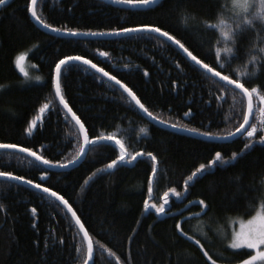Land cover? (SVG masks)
<instances>
[{
	"label": "trees",
	"instance_id": "obj_1",
	"mask_svg": "<svg viewBox=\"0 0 264 264\" xmlns=\"http://www.w3.org/2000/svg\"><path fill=\"white\" fill-rule=\"evenodd\" d=\"M26 5L27 0H7L0 5V85L6 86L0 90V143L31 147L51 160L63 161L75 155L76 141L69 138L75 129L65 123V112L54 98L50 76V69L58 59L75 54L86 55L128 84L161 120L211 132L213 136L237 126V116L226 119L233 110L231 93L222 106L216 99L209 106L206 103L209 93H217L221 85L203 72L187 67L175 46L170 47L155 35L147 39L137 33L109 38L53 35L32 21ZM36 10L47 23L60 28L75 27L80 32L157 23L182 38L190 51L195 49L194 54L206 53L200 56L206 63L215 59V53L207 50L216 33L202 25L185 30L183 23L187 20L191 25L193 18L195 21L212 18L215 0H160L144 9L102 0H38ZM251 35L240 37V56L249 46ZM100 51L108 56H99ZM20 52L28 53L26 60L31 64V72L41 80L34 77L33 81H27L18 71L14 59ZM177 62L180 68L176 67ZM239 63L233 60L234 65ZM77 64L65 69L62 92L85 122L89 136L115 133L129 153L143 149L157 156L159 171L153 184L157 198L150 202L159 205L168 188L184 195L186 177L200 163L206 164L216 151L229 160L232 152L238 153L234 163L216 166L195 178L183 200L170 196L165 215L143 209L152 172V160L147 156L97 174V169L119 154L118 148L114 150L112 144L101 141L89 147L78 165L63 171L51 170L45 186H54L55 191L68 199L98 242L94 245L93 264H116L115 258L102 250L100 244L112 248L121 264H211L198 245L175 229L176 220L200 210L198 205L188 203L198 199L208 205V211L198 218L207 234V240H201L205 249L213 259H218V264H235V259L243 258L241 253L224 246L220 232L224 229L230 235V221L248 218L251 212L245 215V209L250 198L264 191V145L257 142L241 151L247 142L243 136L215 141L149 122L128 102L127 95H122V90L116 87L113 91V83L94 79L92 70L86 66L78 69ZM259 80L264 81V71ZM174 81L179 87L174 88ZM48 101L53 102L51 110L46 115L40 114V104ZM235 107L240 105L237 103ZM188 109L191 115L185 118L183 113ZM37 116L41 117L38 126L31 135L26 134L28 121ZM253 122L258 123L256 119ZM141 128L147 131L141 133ZM258 134H264V130H258ZM32 160L19 152L0 150V165H6L0 171H12L40 183L43 178L39 172L49 169L33 166L29 163ZM53 201L28 186L0 179V204L4 205L0 209V264H79L83 251L77 252V244L82 235L74 231L75 223L65 214L63 206L58 207ZM196 225L197 220L185 219L182 227L190 231Z\"/></svg>",
	"mask_w": 264,
	"mask_h": 264
},
{
	"label": "snow or ice",
	"instance_id": "obj_2",
	"mask_svg": "<svg viewBox=\"0 0 264 264\" xmlns=\"http://www.w3.org/2000/svg\"><path fill=\"white\" fill-rule=\"evenodd\" d=\"M119 3H127L133 6L147 7L154 5L156 0H117ZM7 3V0H0V5ZM37 0H27V12L31 18L38 23L41 27L47 28L52 32H62L67 35L76 37L79 36L80 30L75 27H55L51 23H47L45 19L37 13L36 10ZM185 30L189 27L203 26L205 29H211L216 33L215 41L209 46L208 52L215 53V59L210 63H206L204 59H201V55L206 53L194 54L195 49L189 50V47L182 43V38H177L170 30H166L165 26L158 25L157 23H137L128 27H114L109 28L106 31H92L89 29L85 35L90 36H103L114 35L118 36L122 33H137L144 38L151 39L154 35L161 39L164 43L171 46H177V52L183 57V60L187 67L197 71L203 72L206 77H210L216 84L221 85L217 90V93H209V100L206 102L209 106L212 99L220 101V106L227 101L229 93L232 95L233 110L228 114L226 119H230L232 115L237 116V126H234L231 131L222 134L221 138L226 137H240L243 136L246 139V143L241 151L250 149L255 143L259 142L264 145V134H258V130H264V81L259 80L260 73L264 71V0H215V11L212 14V18L195 21L190 25L187 20L184 22ZM251 33L249 36V46L245 49L244 55L240 56V37ZM26 52H20L15 56V67L23 74L25 78H29V72L23 61L26 58ZM99 56H108L107 52L100 51ZM233 60H239L237 65L233 64ZM73 62H78L76 67L79 69L81 66H87L94 70L92 76L94 79L101 82H114L112 90L115 91L118 86L122 89V95L127 94L129 103L133 107H137L149 120V122H158L165 125H169V121L161 120L160 116H155L152 111L146 107L145 103L141 102L136 93L128 84L118 79L112 72L106 71L105 68L99 64L94 63L92 59H89L86 55H64L62 58L55 62V66L50 69L51 87L54 90V98H58L59 105L63 106L65 110L64 120L69 125L70 129H75L69 133V138L75 139L78 150L71 159L51 160L47 159L44 155L37 151H34L31 147H23L18 143H0V149H18L20 153H26L34 160L29 161L33 166L47 165L49 170L40 171L39 177L43 178L42 182L37 183L36 180L27 179L24 175H16L12 171H0V178L5 180L24 182L29 186H32L39 190L41 196H51L54 198V203L57 206H63L66 209V213H71V220L74 221V231L77 235L82 234L81 241L77 244V252L83 251V258L79 264H93L94 245L98 243L93 239L88 229L85 227V222L82 221L81 215L77 214V211L73 209L72 204L68 199H65L64 195H61L59 191L54 190L53 187H46L45 183L49 178L51 169L71 167L72 164L77 162L87 153L89 147L93 144L106 141L112 144L113 149L118 148L119 154L115 156V159L109 160L106 165L97 169V174L103 173L106 170L114 169L120 165H126L132 163L141 156H147L152 160V172L148 176L147 193L143 202V209L146 212H153L157 215H165L166 210L169 207L168 198L175 196L183 200L186 197L187 188L195 178L206 174L207 170L213 169L216 166H226L229 163H234L238 156L237 152H232V159L222 157L220 151H216L211 159L207 160V163H200L190 175L184 180V195L181 192L176 191L175 188H168L163 196L160 197L162 202L157 205L154 202L157 197L154 196V180L158 173V160L151 151L144 152L143 149L139 151L128 152L123 140L118 139L115 133H108L106 136H89V130L85 126V122L81 120V117L77 115V112L73 111L69 106V101L65 98L62 92V77L65 74V69H71ZM214 65V66H213ZM125 68L128 65H124ZM176 67L180 68V63H176ZM145 70V75H147ZM104 78H107L106 81ZM36 80H41L40 76L35 77ZM253 80L258 81L252 83ZM174 88L179 87L176 82H173ZM5 85H0V90L4 89ZM203 99V97H201ZM134 102V103H133ZM52 101L41 103L38 112L42 115H46L51 110ZM239 104L240 107L236 108L235 105ZM70 114V116H69ZM191 109H188L183 113L185 118L190 117ZM258 115V123H254ZM41 120L40 116L34 117L28 121L27 127L24 128V132L31 135L34 129L38 126ZM74 122V123H73ZM173 128L180 129V124L169 125ZM183 130L196 132L200 135L213 137L211 132H200L196 128L184 127ZM146 128H141L140 132H146ZM219 135V134H217ZM114 142V144L112 143ZM6 165H0L4 167ZM247 198V197H246ZM189 206L198 205L200 210L197 212H188L187 217H181L175 221V229L177 233L198 245L203 255L210 261L211 264H218V259H213V256L209 254V250L205 249V245L201 243V240H207V234L202 231L204 226L203 222L198 218L204 216L208 211V205L205 200L198 199L195 201H189ZM4 205L0 204V209H3ZM33 213L36 212L35 208H32ZM248 218L239 220V227L233 223L230 235L224 229L220 234L223 237V244L228 250L241 253L243 258L235 259V264H264V191L258 192V196L250 198L249 207L245 209V215ZM179 215V213H177ZM188 220H197V225L190 231H184L182 225ZM69 227L73 225L69 223ZM191 233V234H190ZM199 237V238H198ZM63 241L61 240V243ZM99 247L107 251V253L115 258L116 264H121L120 257L113 251L112 248L107 247L105 244H100Z\"/></svg>",
	"mask_w": 264,
	"mask_h": 264
},
{
	"label": "water",
	"instance_id": "obj_3",
	"mask_svg": "<svg viewBox=\"0 0 264 264\" xmlns=\"http://www.w3.org/2000/svg\"><path fill=\"white\" fill-rule=\"evenodd\" d=\"M38 1V0H37ZM102 1H104V2H107V3H111V4H113V5H116V6H121V7H127V8H133V9H144V8H148V7H152V6H154L157 2H159L160 0H156V3L154 4V5H149V6H147V7H143V6H140V7H137V6H133V5H129V4H127V3H119V2H117V0H102ZM31 17V16H30ZM32 19V18H31ZM32 21L40 28V29H42V30H44V31H46V32H48V33H50V34H53V35H57V36H65V37H73V36H70V35H67V34H65V33H62V32H52V31H50L49 29H47V28H43V27H41L38 23H36L33 19H32ZM81 34L79 35V36H76V37H78V38H84V37H91V38H109V37H116V36H114V35H103V36H90V35H85L84 33H86V32H80ZM128 34H133V33H122V34H120V35H118V36H123V35H128ZM176 48H177V46H175ZM73 63H78V62H73ZM87 67V66H86ZM90 69V68H89ZM90 70H92V69H90ZM92 71H94V70H92ZM105 79H107V78H105ZM111 83H114V82H111ZM118 87V86H117ZM119 88V87H118ZM120 89V88H119ZM120 90H122V89H120ZM127 95V94H126ZM58 99V98H57ZM134 103V102H133ZM61 107L63 108V106L61 105ZM137 108V107H136ZM138 109V108H137ZM65 111V110H64ZM140 111V110H139ZM141 112V111H140ZM141 114L146 118V119H148L142 112H141ZM69 116H70V114H69ZM152 123H154V124H157V125H159V126H161V127H163V128H166V129H169V130H173V131H176V132H179V133H185V134H188V135H191V136H195V137H198V138H203V139H210V140H215V141H228V140H230V139H232V138H234V137H236V136H232V137H226V138H221L222 137V135H214L213 137H208V136H204V135H200V134H198V133H196V132H190V131H186V130H183V127H181L180 129H178V128H173V127H171V126H169V125H171L170 123H169V125H165V124H163V123H158V122H152ZM0 150H8V151H13V152H19V150L18 149H0ZM20 153V152H19ZM21 154H24V155H26V156H28L26 153H21ZM87 154V153H86ZM86 154H84L83 155V157L81 158V159H79L77 162H75L74 164H72L71 165V167H63V168H53V169H51V170H57V171H63V170H67V169H70V168H72V167H74V166H76V165H78L84 158H85V156H86ZM29 157V156H28ZM30 158H32V157H30ZM32 159H34V158H32ZM44 167H46V168H48L49 169V166H47V165H43ZM0 179H4V178H0ZM13 182H16V183H18V184H22V185H25V186H28V187H30V188H32V189H34V190H37L36 188H34V187H32V186H29V185H27L26 183H24V182H19V181H13ZM37 191H39V190H37ZM49 197H51V196H49ZM52 199H54L53 197H51ZM66 210V209H65ZM69 215H70V217H71V213H68ZM82 235V234H81ZM93 259V258H92Z\"/></svg>",
	"mask_w": 264,
	"mask_h": 264
},
{
	"label": "rangeland",
	"instance_id": "obj_4",
	"mask_svg": "<svg viewBox=\"0 0 264 264\" xmlns=\"http://www.w3.org/2000/svg\"><path fill=\"white\" fill-rule=\"evenodd\" d=\"M27 58H25V60L23 61V63H24V65H25V67H26V70L29 72V78H25L27 81H29V80H32V79H34V75L32 74V69L30 68V66H31V64H30V62H27V60H26ZM19 71V70H18ZM22 74V73H21ZM23 75V74H22ZM33 81V80H32ZM256 120H257V122H258V115H257V118H256ZM247 218H245V220H246ZM239 220L240 219H237V220H232V221H230V223H229V226H230V228L232 229V226H233V223H235V226L236 227H239Z\"/></svg>",
	"mask_w": 264,
	"mask_h": 264
},
{
	"label": "bare ground",
	"instance_id": "obj_5",
	"mask_svg": "<svg viewBox=\"0 0 264 264\" xmlns=\"http://www.w3.org/2000/svg\"><path fill=\"white\" fill-rule=\"evenodd\" d=\"M65 37V36H64ZM58 100V99H57ZM59 102V101H58ZM61 106V105H60ZM63 109V108H62ZM65 112V111H64ZM74 123V122H73Z\"/></svg>",
	"mask_w": 264,
	"mask_h": 264
}]
</instances>
